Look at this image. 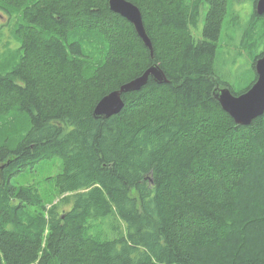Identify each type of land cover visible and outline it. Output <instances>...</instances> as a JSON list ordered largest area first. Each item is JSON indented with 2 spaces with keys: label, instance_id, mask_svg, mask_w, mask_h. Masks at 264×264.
<instances>
[{
  "label": "trees",
  "instance_id": "16d2710c",
  "mask_svg": "<svg viewBox=\"0 0 264 264\" xmlns=\"http://www.w3.org/2000/svg\"><path fill=\"white\" fill-rule=\"evenodd\" d=\"M129 1L154 56L109 0H0L21 43L0 50V264H264V114L238 125L214 94L257 79L215 72L228 0ZM156 63L168 83L94 116Z\"/></svg>",
  "mask_w": 264,
  "mask_h": 264
},
{
  "label": "rangeland",
  "instance_id": "374dc122",
  "mask_svg": "<svg viewBox=\"0 0 264 264\" xmlns=\"http://www.w3.org/2000/svg\"><path fill=\"white\" fill-rule=\"evenodd\" d=\"M206 7L197 26H192L197 40L203 38ZM16 16L8 17L0 10V50H17L21 43L12 30L16 25ZM249 31V33L246 32ZM264 52V16L256 12L255 0H228V11L223 20V27L217 42L215 72L221 79L222 86L229 85L239 93L248 88L256 77L255 59ZM49 160L42 165V174L34 176L40 180L47 175H56L61 171V164ZM22 178V177H21ZM28 177H23L21 181Z\"/></svg>",
  "mask_w": 264,
  "mask_h": 264
},
{
  "label": "water",
  "instance_id": "95a60500",
  "mask_svg": "<svg viewBox=\"0 0 264 264\" xmlns=\"http://www.w3.org/2000/svg\"><path fill=\"white\" fill-rule=\"evenodd\" d=\"M110 9L131 22L138 35L143 39L154 56V46L148 35L140 8L129 0H109ZM256 12L264 15V0L256 1ZM257 74L252 86L238 95L228 87H218L214 94L221 107L238 125L250 126L255 119L264 114V54L255 64ZM152 78L156 82L168 83L169 79L159 64L150 66L141 76L123 84L118 90L105 95L96 105L94 116L96 118H109L118 114L125 106L123 95L127 92L140 90Z\"/></svg>",
  "mask_w": 264,
  "mask_h": 264
},
{
  "label": "bare ground",
  "instance_id": "6f19581e",
  "mask_svg": "<svg viewBox=\"0 0 264 264\" xmlns=\"http://www.w3.org/2000/svg\"><path fill=\"white\" fill-rule=\"evenodd\" d=\"M194 2V1H193ZM194 5V4H193ZM197 5V4H196ZM139 6V5H138ZM226 14V13H225ZM225 16V15H224ZM13 60V59H12ZM125 84V83H124ZM101 100V99H100ZM98 103V102H97ZM63 160V159H62ZM61 161V160H60ZM62 167V166H61Z\"/></svg>",
  "mask_w": 264,
  "mask_h": 264
}]
</instances>
